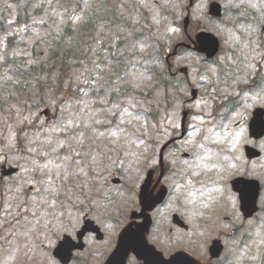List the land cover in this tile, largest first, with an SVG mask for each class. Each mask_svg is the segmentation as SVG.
I'll use <instances>...</instances> for the list:
<instances>
[{"label":"rangeland","instance_id":"1","mask_svg":"<svg viewBox=\"0 0 264 264\" xmlns=\"http://www.w3.org/2000/svg\"><path fill=\"white\" fill-rule=\"evenodd\" d=\"M45 1L43 13L29 20L28 36L11 51L19 61L0 73V170L2 164L19 168L12 176L0 174V264H60L52 252L58 238L79 225L75 208L82 196H100L94 207L100 217L112 212L110 232L118 230L143 181L137 168L150 154L159 153L172 136L180 135L183 104L191 98L188 77H163L164 61L179 40L177 25L187 15L190 0H83L79 6L74 0ZM212 1L228 10L221 20L208 16ZM257 2L260 0H194L190 9L193 31L219 36L222 52L217 63L204 62L191 52L171 59L173 73L181 67L191 68L189 79L199 91L189 107L190 135L180 145L199 156L209 143L216 144V152L231 148L232 159L240 163L242 171L250 165L244 146L252 143L242 120L252 107L264 105V84L260 90L244 94L238 100L241 105L228 117L215 118L212 109L214 102L237 96V86L248 75L264 72V48L259 49L262 43L257 38L262 22L244 23L233 12L246 8L251 13ZM260 6L264 7V0ZM16 10L14 0H0V18L2 13L7 15V28L0 31V65L8 37L14 33ZM112 12L113 21L107 18ZM67 15L77 17V59L63 77L62 92L57 93L47 76V59L54 33L65 24ZM162 44L167 51L161 50ZM227 60L235 63L236 70L229 86L219 88L213 75ZM162 77L167 90L161 88ZM209 83H215V95H207ZM45 110L49 113L43 114ZM224 127H233L226 135L229 139L223 137ZM89 142L96 143V149L88 148ZM259 145L264 150V139ZM123 157L133 172L130 180L123 186L102 187L105 169ZM212 157L210 153L208 164ZM225 160H229L226 154ZM257 166L264 171V155ZM254 171L249 170V176L259 178L254 175L259 171ZM94 172H99L97 179L92 178ZM261 181L264 186V176ZM111 192L115 201L107 204L101 198ZM224 215L220 214L222 221L211 218L218 226L210 225V236L225 233V250L216 264H261L264 210L250 220L239 217L240 224L238 214L232 218L236 217V224L224 223ZM110 244L93 243L71 264H103ZM201 254L207 261V250Z\"/></svg>","mask_w":264,"mask_h":264},{"label":"flooded vegetation","instance_id":"2","mask_svg":"<svg viewBox=\"0 0 264 264\" xmlns=\"http://www.w3.org/2000/svg\"><path fill=\"white\" fill-rule=\"evenodd\" d=\"M157 161L158 165L152 168L154 174L149 190L153 192V194H156L163 191L164 187L167 189V196L161 205L150 212H143L142 206L138 203L137 206L131 209L130 213L125 218L123 226L121 228L119 227L118 230L113 233L110 232L111 228H109L108 221L111 219L109 215H101V217H98L99 214L96 211L94 212V210L90 213L80 211L78 220L80 225H78L72 235L77 236L78 231L82 228L84 221L87 219L94 220L95 223L100 226L105 234L103 241H113L124 227L132 225L130 229L137 232L139 238L143 242L149 245L151 244L152 246L145 247L141 255L146 251L147 253L145 255L147 256V260L151 261L152 264H157L161 260V257L156 254V251L164 256L165 259L171 258L178 252L194 255V245L197 244L196 241H199L201 238L197 231H201L204 234L207 244L210 238V225L218 226L214 221H222L220 217L222 212L225 213L223 216L224 223L233 222V224H236V217L234 219L232 218L235 214L240 215V208L235 193L228 195V197L219 204L218 200L212 195L205 196V188L202 187L205 185L199 186L200 181L199 179H194L192 175L193 169L189 164L185 162L175 163L173 158H167L163 170L160 166L161 161L159 159H157ZM197 170L200 173L201 169ZM162 171H164V176L158 184L157 181ZM114 173L118 175L116 178L119 179L121 184V181L129 177L128 164L123 163L122 165H118L115 169L111 168L108 172L109 180L113 179ZM140 173L143 181L140 183L139 189L145 181V168L141 169ZM193 188H199L200 192L191 196L190 192ZM226 212L232 215H226ZM239 215L237 217V222L240 224ZM211 218H213L214 221H211ZM238 229H240V226ZM204 230L208 233H205ZM235 230L236 228H234V231ZM87 235L86 238L88 241L93 240L95 237L92 233H88ZM217 236L225 237V233L220 231ZM126 264H145V259L143 258L140 260L138 255L131 254Z\"/></svg>","mask_w":264,"mask_h":264},{"label":"water","instance_id":"3","mask_svg":"<svg viewBox=\"0 0 264 264\" xmlns=\"http://www.w3.org/2000/svg\"><path fill=\"white\" fill-rule=\"evenodd\" d=\"M211 13L217 16H220L221 14V7L219 4H213L211 6ZM199 43L200 46L198 47V49L202 52H206L209 56H213L217 50H218V42L217 40L214 38L212 35H208V34H202L199 38ZM263 123V112L262 111H257L255 113V117L252 120L251 123V130L254 136L259 137L264 133V125H262ZM261 129V131L259 133V130ZM12 171L14 170H9L8 173L10 174ZM252 186H255L254 183H252ZM255 191V195H257V190ZM241 199H242V204L245 206H249L247 209L243 208L244 211L247 213L246 215H251V212L253 214V212L255 211V205L252 204L250 202V200L252 199L253 201L256 199V197H253V194L250 192H247L245 190L241 191ZM251 205H253L251 207ZM123 239H120V245L118 247V250L116 251V253H114L112 255V257H110V259L107 261L106 264H124L125 263V257H121L119 258L121 252H122V248H124V252L127 254L132 250L137 254H140L141 252V246L138 244V242H135L133 244H131L132 242L127 240L126 242H122ZM222 251V246L221 244H219L218 242L215 241V243L213 244V246L211 247V253L213 257H218L220 255ZM58 255H59V251H58ZM68 255L71 256V251L68 252ZM180 255L182 257H180ZM63 257V262H67L68 259H64V257H66V255H61ZM161 264H201L200 262L196 261L195 259H193L192 257L189 256H183L182 254H178L177 256H175L173 259L169 260V261H161Z\"/></svg>","mask_w":264,"mask_h":264},{"label":"trees","instance_id":"4","mask_svg":"<svg viewBox=\"0 0 264 264\" xmlns=\"http://www.w3.org/2000/svg\"><path fill=\"white\" fill-rule=\"evenodd\" d=\"M18 8H23V14H27V11L33 10L35 13L38 14L36 8V3L33 0H14ZM26 5H22L23 3ZM4 14L2 15V17ZM22 19V13L19 15V21ZM5 27V23L3 19H0V30H3ZM73 30V29H72ZM71 30V25L60 34V38H56L53 40V49L50 50V54L47 59L48 70L47 76L53 81L54 87L57 92H61L62 83H63V76L67 74L68 70L74 63L73 59L77 57V50H76V38L73 37V31ZM18 34L11 36L8 38V47L6 49L7 57L5 58V62L1 65V69L6 67L12 62V60H16L15 58L11 57L9 51L12 50L14 45L17 42ZM3 66V67H2ZM0 69V70H1ZM264 264V263H263Z\"/></svg>","mask_w":264,"mask_h":264}]
</instances>
